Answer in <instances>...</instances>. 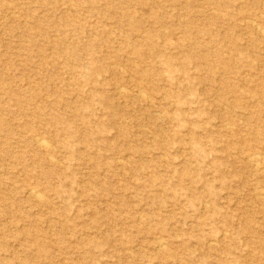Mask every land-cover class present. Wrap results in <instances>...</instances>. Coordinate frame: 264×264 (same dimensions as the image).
Here are the masks:
<instances>
[{
	"label": "rangeland",
	"instance_id": "rangeland-1",
	"mask_svg": "<svg viewBox=\"0 0 264 264\" xmlns=\"http://www.w3.org/2000/svg\"><path fill=\"white\" fill-rule=\"evenodd\" d=\"M0 264H264V0H0Z\"/></svg>",
	"mask_w": 264,
	"mask_h": 264
},
{
	"label": "bare ground",
	"instance_id": "bare-ground-1",
	"mask_svg": "<svg viewBox=\"0 0 264 264\" xmlns=\"http://www.w3.org/2000/svg\"><path fill=\"white\" fill-rule=\"evenodd\" d=\"M37 143L42 148H45V149H48L49 148L48 145H47V143H46V141H44V139L41 138V137L37 139ZM249 161L252 164L254 163L257 167H259L260 164L262 163V159L260 158V156L258 154H252V155H250ZM37 194H38V192H37ZM35 195L36 194H34V196Z\"/></svg>",
	"mask_w": 264,
	"mask_h": 264
}]
</instances>
